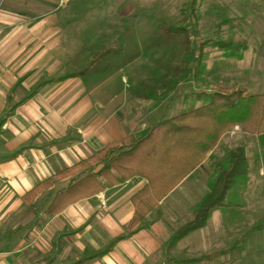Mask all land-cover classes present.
Segmentation results:
<instances>
[{
    "label": "crops",
    "instance_id": "obj_1",
    "mask_svg": "<svg viewBox=\"0 0 264 264\" xmlns=\"http://www.w3.org/2000/svg\"><path fill=\"white\" fill-rule=\"evenodd\" d=\"M61 2L67 0H0V264H168L170 260L183 264L181 260L227 250L211 260L187 263L223 264L226 257L241 253L242 246L237 245L241 234L232 245L218 246L221 232L214 228L211 215L203 228L170 242L210 191L215 180L211 183L214 177L206 167L233 130L131 236L113 246L112 240L124 234L134 215L131 198L147 183L139 176L104 184L98 194L51 217L46 210L55 193L76 177L53 180L31 204H24L27 192L58 172L85 162L110 142L128 135L144 137L159 122L204 105L213 93L203 83L187 81L185 94L177 82L168 83L166 94L165 86L157 87L163 81H144L138 73L170 72L174 67L162 69L146 62L133 68L137 58L122 57L127 49L116 42L124 33L113 29L108 38L97 37L95 46L90 40L91 48L83 50L80 44L69 51L61 36V17L56 15ZM57 72L75 74L53 87L44 82ZM27 94L31 96L26 98ZM182 94L189 104L184 101L180 107ZM8 102L12 105L6 112ZM192 102L195 108L182 110ZM13 105L18 106L11 110ZM242 134L261 141L258 135ZM245 154L250 171L252 163ZM255 160L259 179L264 176L263 154Z\"/></svg>",
    "mask_w": 264,
    "mask_h": 264
},
{
    "label": "rangeland",
    "instance_id": "obj_2",
    "mask_svg": "<svg viewBox=\"0 0 264 264\" xmlns=\"http://www.w3.org/2000/svg\"><path fill=\"white\" fill-rule=\"evenodd\" d=\"M121 5L122 0L61 2L56 15L61 17V36L68 50L74 51L80 44L83 50L91 48L90 40L95 46L97 37L108 38L113 29L117 34L124 33L116 42L127 49L122 57L137 58L133 68L146 62L162 69L174 67L170 72L152 69L138 73L144 81H163L157 87L165 86L166 94L170 90L169 82H177L185 94L187 81L203 83L211 92L217 87H232L245 88L250 95L264 94V3L260 0H130ZM99 42L103 45L108 41ZM227 42L244 44L246 49L240 57L225 56L219 45ZM74 74L57 72L44 82L53 87ZM42 81L33 92L40 89ZM187 100L180 95V107L184 101L189 104ZM11 105L8 102L6 112ZM183 106L182 110L187 111L196 104ZM232 130V134L221 140L206 167L207 173L210 171L211 178L214 177L210 181L216 179L215 165L226 166L228 152L236 147L246 150L252 163L251 173L248 171L227 193L226 201L233 208L213 210L211 222L221 232L217 236L218 246H230L243 231L253 229L241 244L242 252L226 257L223 264H264V176L258 179L253 167L258 153L263 154L264 165V144L243 135L237 127ZM173 263V260L168 262Z\"/></svg>",
    "mask_w": 264,
    "mask_h": 264
},
{
    "label": "trees",
    "instance_id": "obj_3",
    "mask_svg": "<svg viewBox=\"0 0 264 264\" xmlns=\"http://www.w3.org/2000/svg\"><path fill=\"white\" fill-rule=\"evenodd\" d=\"M260 1L264 3V0ZM219 47L230 57H240L246 49L244 44L231 42ZM30 96L28 94L26 98ZM17 106L13 105L11 110ZM235 127L244 134L260 136L264 144V94L250 95L245 88L217 87L204 105L159 122L140 139L128 135L106 144L85 162L64 169L37 185L22 200L29 205L39 193L52 186L53 180L76 177L55 193L46 210L51 217L79 200L98 194L104 184L115 185L135 176L145 179L144 188L131 198L134 215L124 234L112 240L113 246L131 236L152 209L207 158L223 135ZM95 168L97 171L91 172ZM216 171L210 191L201 199L193 218L172 235L171 244L203 228L213 210L232 207L226 201L227 193L248 173L244 149H231L226 166H217ZM251 231L252 228L243 231L237 245L242 244ZM226 251L206 253L180 263L211 260Z\"/></svg>",
    "mask_w": 264,
    "mask_h": 264
}]
</instances>
